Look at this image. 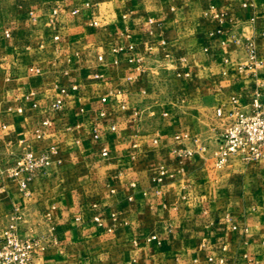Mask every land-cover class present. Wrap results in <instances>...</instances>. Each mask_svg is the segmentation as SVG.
Returning <instances> with one entry per match:
<instances>
[{"label": "crops", "instance_id": "crops-1", "mask_svg": "<svg viewBox=\"0 0 264 264\" xmlns=\"http://www.w3.org/2000/svg\"><path fill=\"white\" fill-rule=\"evenodd\" d=\"M4 30L0 237L18 208L37 264H264V158L215 164V108L252 95L245 40L264 72V0H0ZM50 146L23 196L8 167Z\"/></svg>", "mask_w": 264, "mask_h": 264}, {"label": "built area", "instance_id": "built-area-1", "mask_svg": "<svg viewBox=\"0 0 264 264\" xmlns=\"http://www.w3.org/2000/svg\"><path fill=\"white\" fill-rule=\"evenodd\" d=\"M96 23L93 21V24ZM9 34V30H4L0 32V37H6ZM54 37L58 38V35ZM128 47L132 48V44H129ZM242 48L248 61L246 64H238V68L240 70L250 69L255 82L249 102L243 103L238 94H232L227 102L228 107L217 106L215 108L216 116L224 122V128L217 138L219 144L215 153L217 166L225 164L231 155H236L246 162L264 158V72L259 70L262 61L258 58L253 38L245 40L242 43ZM122 49V46H116L114 51ZM98 57L102 59L101 55ZM140 59L138 58V60ZM35 70L38 71L37 68ZM94 76L101 78L102 74L96 73ZM74 88L75 86L61 87L59 95L49 103V108L55 111L63 110L65 107L64 96ZM106 99L107 96H102V100ZM36 105L37 102L33 100L32 106ZM43 124L49 125L51 121L45 119ZM177 137L179 136L177 135ZM57 151L55 146L41 149L27 147L14 158L7 169V175L23 196L31 195L30 183L35 177L46 172ZM191 153L192 151L189 149L180 151V154ZM102 154H107V148L102 149ZM163 173L164 171L161 169L160 175ZM21 219L22 213L18 208H15L9 220L1 228L0 264H37L36 260L46 247L44 237L22 234L20 231ZM95 219L99 220V217L95 216ZM147 239L158 241L156 234L149 235Z\"/></svg>", "mask_w": 264, "mask_h": 264}]
</instances>
